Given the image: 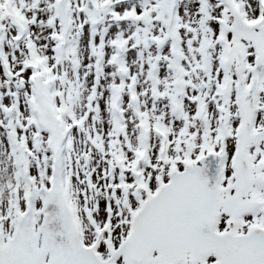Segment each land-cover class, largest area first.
<instances>
[{
    "label": "snow or ice",
    "instance_id": "6c2138e0",
    "mask_svg": "<svg viewBox=\"0 0 264 264\" xmlns=\"http://www.w3.org/2000/svg\"><path fill=\"white\" fill-rule=\"evenodd\" d=\"M0 264H264V0H0Z\"/></svg>",
    "mask_w": 264,
    "mask_h": 264
}]
</instances>
